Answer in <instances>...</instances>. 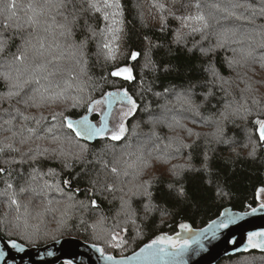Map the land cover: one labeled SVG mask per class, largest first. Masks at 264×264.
I'll return each mask as SVG.
<instances>
[{
  "label": "snow or ice",
  "instance_id": "6c2138e0",
  "mask_svg": "<svg viewBox=\"0 0 264 264\" xmlns=\"http://www.w3.org/2000/svg\"><path fill=\"white\" fill-rule=\"evenodd\" d=\"M148 15L159 21L161 32L175 21L172 45L190 56L199 53L203 59L195 71L199 78L189 77L163 91H153L151 85L145 89L164 103L158 105L159 113L151 112L144 120L149 130L142 137L137 132L141 124L132 126L131 136L138 137L133 143L128 121L137 115L140 103L126 88L93 98L101 85L89 75L88 49L95 41L98 62L102 58L106 70L112 66L101 81L108 83L109 76L128 82L136 79L132 67L116 66L125 55L122 47L127 36L122 0H0V82L4 86L0 90V204L6 209L0 229L10 236L17 233L31 240L49 215L55 220V232L62 233L78 213L102 212L100 201L111 195L109 204L119 201L111 229L105 227L104 215L91 227L95 239L120 248L126 243L122 233L137 225L134 203L139 202L145 214L157 210L155 186L161 176L171 178L166 195L176 201L189 198L187 174L202 173L211 182L209 152H203L200 167L193 162L201 140L205 145L235 143L226 138L227 125L255 116L258 141L249 135L242 147L251 158L264 147V0H151ZM140 19L148 27L143 12ZM145 39V68L154 74H187L183 65L157 64L149 55L156 45ZM140 56L138 51L130 53L132 61ZM80 108L84 114L73 119V110ZM149 108L145 105L143 111ZM93 113L100 117L98 125L90 118ZM206 128L211 131L197 130ZM163 129L167 132L162 134ZM96 141L102 142L99 150ZM54 164L86 180L91 195L78 200L74 193L79 189L72 188L71 178L50 179L60 175ZM258 210L264 211V203L259 209L252 207L251 214ZM79 219L86 224L83 215ZM235 222L227 218L213 225L228 229ZM181 227L191 231L187 225ZM262 237L264 231L249 233V246L264 248ZM52 239H57L55 234ZM9 243L23 251L15 240ZM156 245H167L174 255L192 248L189 239L160 237L140 254L149 258L167 254L166 248ZM97 251L114 261L103 248ZM4 255L0 252V259Z\"/></svg>",
  "mask_w": 264,
  "mask_h": 264
},
{
  "label": "trees",
  "instance_id": "16d2710c",
  "mask_svg": "<svg viewBox=\"0 0 264 264\" xmlns=\"http://www.w3.org/2000/svg\"><path fill=\"white\" fill-rule=\"evenodd\" d=\"M122 2L125 6L127 36L122 47L125 55L118 61L116 66L128 65L132 67L136 79L128 82L109 76L108 83L101 81V76L108 75V72L112 70V66L110 65L106 70L103 59L100 58L98 62L95 41L90 42L88 49L89 75L92 76L94 81H99L101 85L92 93L93 98L100 99L108 91L126 88L129 94L137 99L141 105V109L136 116H133L128 121L129 135L131 136L132 126L140 123L141 128L137 132L138 136L142 137V134L149 130V126L144 123V120L148 119V115L151 112L159 113L158 105L164 103L163 99L158 100L152 92H148L145 89L151 85L153 91H163L165 87H178L182 81H186L189 77L199 78L195 76V71L200 68L203 58L199 56V53L190 56L186 51L172 45L171 28L178 25L175 21H170L169 30L161 32L159 30V21H153L151 16L148 15L151 0H122ZM141 12L147 18L148 27H145L141 23ZM145 36L151 39L153 45H156L149 55L157 64L161 61H171L173 64L183 65L188 69L187 74H181L180 76H177L175 73L164 74L160 72L154 74L148 68H145V53L148 49V41L145 39ZM132 51L141 53V56L136 61L130 59ZM220 59H222V56ZM218 66L221 67L225 75H229L226 68L222 65ZM113 80H115V83L112 82ZM3 87V83L0 82V90H3ZM145 105H150L148 112L143 111ZM84 112V108L75 109L73 110L74 114L72 118L79 119V116L84 114ZM90 118L94 123L99 124L100 117L98 114L93 113ZM255 118L253 116L247 122L237 121L236 124L227 125L226 138L235 143L205 145L203 140L199 142L200 147L194 153L193 162L197 167H200L203 160V152H209L212 170L211 182H209V178L205 174H187L186 188L189 192L187 200L181 199L176 201L168 197L166 195L167 183L171 178L168 175L161 176L155 186L154 201L158 205L157 210L145 214L142 207L139 206V202L134 203V206L137 208V225L136 227L129 225L128 232L122 233L126 243L120 247L119 251L111 252L103 240L95 239L91 227L101 215H104L107 217L105 227L111 229L115 213L119 208L118 200H113L111 204L108 203V200H112L111 195H108L107 200L100 201L103 209L102 212L90 211L88 213H78V215L69 220L68 228L62 233L55 232V220L53 216H47L45 222L40 225L38 235L33 236V238L43 234H47L46 237L51 236L46 242L33 241V239L26 240L21 238L17 233L10 236L7 231L2 229H0V235L7 241L15 240L26 247H42L60 239L76 238L85 243L103 248L105 254L113 257H123L134 253L143 245L156 238L175 235L182 225H187L194 229L202 228L219 217L221 212L227 208L238 212H247L252 207H257L260 203H264L261 199L264 193L260 192V189L264 188V147L258 149L255 158L248 157V149L242 147L244 143H247L249 135L258 141V132L256 131V126L253 124ZM261 118L264 119V116H261ZM197 130L211 131L209 128ZM165 132L167 130L163 129L162 134ZM137 138L136 136H131V142L135 143ZM94 144L96 150L102 147V142L100 141H96ZM233 148L240 153L239 157L236 156ZM52 167L57 172H60V175L50 179L62 181L71 178L72 188L79 189L77 193H74L78 200H84L87 196L91 195V193L86 191L88 187L86 180H82L71 173L61 171L59 164H54ZM96 167L99 168V165ZM44 170L47 171V167ZM76 170L78 171L79 168ZM0 188H3L2 182H0ZM116 195L119 196L120 194L116 193ZM97 199L100 200L99 197ZM5 211L4 205L0 204V216H3ZM80 215L84 216L86 224L80 222ZM32 223H37V221H32ZM52 234H55L57 239L53 240ZM218 264H264V252L251 250L222 259Z\"/></svg>",
  "mask_w": 264,
  "mask_h": 264
},
{
  "label": "water",
  "instance_id": "95a60500",
  "mask_svg": "<svg viewBox=\"0 0 264 264\" xmlns=\"http://www.w3.org/2000/svg\"><path fill=\"white\" fill-rule=\"evenodd\" d=\"M255 208L259 209V205ZM247 212L250 214L244 216L245 212L234 211L231 208L223 210L213 221L219 224L221 219L233 218L236 222L228 229H218L213 225V221L199 229L188 226L190 232L180 226L179 231L168 238L178 239L181 242L189 239L192 248L183 254L174 255V250L167 245H156V248H166L167 254L150 258L140 254L141 249L159 238L143 245L128 256L114 257V261H108L97 251L99 246L93 247L94 244L76 238L60 239L42 247H26L17 242L23 249L20 251L11 248L10 241L0 235V252L6 253L0 259V264H65L66 261H70L71 264H115L119 261H123L124 264H218L222 259L251 250L264 252V248H251L247 239L251 232L264 231V211L258 210L254 215L251 214V210ZM209 225H212V228H209ZM213 231L216 232L215 237ZM260 239L264 240V237ZM232 240H235L236 244L231 243Z\"/></svg>",
  "mask_w": 264,
  "mask_h": 264
},
{
  "label": "rangeland",
  "instance_id": "374dc122",
  "mask_svg": "<svg viewBox=\"0 0 264 264\" xmlns=\"http://www.w3.org/2000/svg\"><path fill=\"white\" fill-rule=\"evenodd\" d=\"M261 199H262V202H264V195H262L261 196ZM19 235V234H18ZM47 235V234H46ZM46 235L45 234H43V235H40L39 237H36V238H32L33 239V241H47V240H49L50 239V237L51 236H48V237H46ZM53 235V234H52ZM108 245V244H107ZM108 249L112 252V251H119V249L120 248H113V247H110L109 245H108Z\"/></svg>",
  "mask_w": 264,
  "mask_h": 264
}]
</instances>
